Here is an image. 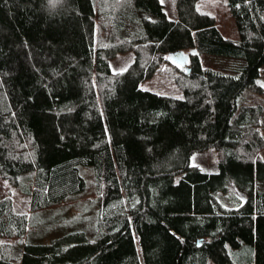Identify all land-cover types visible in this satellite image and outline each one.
I'll return each instance as SVG.
<instances>
[{"label": "trees", "instance_id": "16d2710c", "mask_svg": "<svg viewBox=\"0 0 264 264\" xmlns=\"http://www.w3.org/2000/svg\"><path fill=\"white\" fill-rule=\"evenodd\" d=\"M263 65L264 0H0V264H264ZM80 166L91 237L37 220Z\"/></svg>", "mask_w": 264, "mask_h": 264}, {"label": "rangeland", "instance_id": "374dc122", "mask_svg": "<svg viewBox=\"0 0 264 264\" xmlns=\"http://www.w3.org/2000/svg\"><path fill=\"white\" fill-rule=\"evenodd\" d=\"M222 32L224 36L231 37L230 39L235 40V32L230 29L229 24L225 23ZM187 51L181 54L182 58L177 59L182 62L183 57ZM131 61V55H124L118 57L110 62V70L113 73L121 72ZM177 61V62H178ZM228 60L223 57H206L204 58V65L211 67H223L226 66ZM260 76L258 78V84L260 86V94L258 98L264 104V65L260 68ZM160 85V78L155 77L148 84ZM142 88H148L146 84L141 85ZM260 133L264 135V110L260 117L259 123ZM260 159L264 162V150L259 154ZM217 154L214 149L208 148L201 152L193 153L190 158L188 165L196 167L202 172L214 173L216 172ZM79 175L84 182V191L80 195L70 197L63 205L51 209L48 214L41 215L37 220L40 225H51V224H68L72 230L83 231L88 237L92 235L93 224L96 219L99 208L96 203L95 195L92 193V175L90 170L86 166L79 167ZM230 192V191H229ZM227 193H219L216 196L218 203H223L228 200ZM9 198L13 206L17 211L28 213V198L22 196L18 192L10 189V187L0 179V199ZM35 221V218H32ZM36 222V221H35ZM37 224L30 226L33 230Z\"/></svg>", "mask_w": 264, "mask_h": 264}]
</instances>
